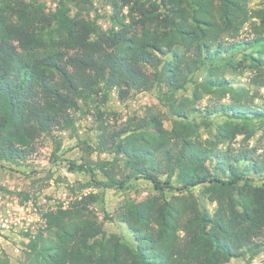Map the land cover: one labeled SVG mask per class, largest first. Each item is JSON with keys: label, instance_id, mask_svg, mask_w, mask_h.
<instances>
[{"label": "trees", "instance_id": "obj_1", "mask_svg": "<svg viewBox=\"0 0 264 264\" xmlns=\"http://www.w3.org/2000/svg\"><path fill=\"white\" fill-rule=\"evenodd\" d=\"M66 1L60 0L43 20L67 36L64 46L72 53L41 54L44 42L37 35L35 17L43 12L22 3L13 9L0 0V161L32 156L41 134L68 127L79 101L97 94L101 84L115 88L122 99L132 90H147L152 78L144 66L161 65V58H171L163 64L167 86L181 90L202 67L244 53L250 45L257 55L264 52V31L252 43L234 41L254 18L243 7L244 0H217L218 18L207 2L199 3L193 23L177 24L171 38L128 37L129 26L120 21L115 2L112 20H118L120 28L113 25L103 33L95 23L70 18ZM121 1L123 6L131 2ZM134 2L146 18L144 5ZM9 10L18 14L17 21L1 18ZM255 18L264 27L263 12L255 13ZM198 86L216 96V102L201 111L180 107L175 115L181 122L170 132L158 125L159 133L137 136L121 148L128 164L135 167L134 175L150 181L160 194L173 189L170 179L175 175V190L184 194L178 202L149 199L129 204L121 217L130 235L128 243L107 237L93 224L59 226L55 243L43 246V264H226L260 248L264 182L254 186L252 181L264 179V151H235L229 145L220 150L219 146L244 134L234 122L264 120V107L242 101L241 94L216 71ZM228 96L230 101L222 103ZM193 113L227 121L217 127L213 141L204 142L196 135L198 125L187 122ZM75 168L71 165V170ZM158 175H167L168 180L161 182ZM196 187L203 188V196L215 206L213 211L199 206L191 192ZM46 218L51 220L52 215Z\"/></svg>", "mask_w": 264, "mask_h": 264}, {"label": "rangeland", "instance_id": "obj_2", "mask_svg": "<svg viewBox=\"0 0 264 264\" xmlns=\"http://www.w3.org/2000/svg\"><path fill=\"white\" fill-rule=\"evenodd\" d=\"M1 1H6L13 9L22 3L33 6L32 11L43 12V15L35 17L37 35L44 42L41 54L72 53L64 46L67 36L43 20L50 17L60 0ZM134 1L124 6L121 0H67L65 3L70 18L79 23H95L103 33H107L113 25L120 28L118 20H112L115 11L112 2H115L120 11V21L129 26L128 37L152 35L171 38L176 34L177 24L193 23L192 15L204 1L210 5L215 17H219L217 0H165L164 3L160 0H136L144 5L146 18L139 14ZM243 7L254 18L240 29L234 41L252 43L256 35L264 31L261 21L255 18L257 12L262 11L264 15V0H244ZM151 17L153 20H146ZM1 18L17 21L18 14L9 10ZM253 51L250 45L244 53L228 57L211 67H202L188 78L181 90L171 89L166 84L163 64L171 58H161L162 63L158 66H144L152 78V85L147 90L130 91L125 99L119 97L115 88L101 84L97 94L79 101L78 109L71 112L68 127L41 134L35 142L32 156L23 161H0V197L8 202L16 200L23 207L22 213L32 219L31 223L24 222L29 225H23L16 231L0 230V264H43V246L55 243L59 226L71 228L93 224L101 227L107 237L131 242L121 222L129 204L139 205L149 199L160 203L161 200L178 202L176 199L184 194L175 190V175L170 179L173 189H167L163 195L150 181L135 176V167L128 164L121 148L129 146L137 136L150 138L152 133H159L155 128L158 125L163 131L170 132L175 123L181 122L175 115L180 107L201 111L215 103L217 97L198 86L212 71L228 80L231 87L241 94L242 101L264 107V52L257 55ZM229 99L231 96L222 103H228ZM226 121L221 117L193 113L187 122L198 125L196 135L205 142L213 141L217 127ZM234 124L239 125L244 134L237 135L230 143L221 144L220 150L229 145L235 151H264V120ZM71 165L76 168L71 170ZM158 179L166 182L168 176L158 175ZM262 182L264 179L255 178L252 185L260 186ZM202 190V187H196L191 192L200 207L213 211L215 206L203 196ZM3 206L0 204L2 213ZM59 211H65V214H59ZM17 214L20 215L19 212ZM47 215H52L51 220L46 218ZM257 243L260 248L245 252L226 264H264V239L259 238Z\"/></svg>", "mask_w": 264, "mask_h": 264}, {"label": "built area", "instance_id": "obj_3", "mask_svg": "<svg viewBox=\"0 0 264 264\" xmlns=\"http://www.w3.org/2000/svg\"><path fill=\"white\" fill-rule=\"evenodd\" d=\"M66 195H63L65 197ZM0 204H4L2 207V212H0V230L1 231H16L23 227V225H29L32 222L31 217L26 216L22 213L23 207L19 206L16 200L8 202L7 200H2L0 197ZM19 212V214L17 213ZM28 221L29 223L24 224ZM18 252V250H16Z\"/></svg>", "mask_w": 264, "mask_h": 264}]
</instances>
